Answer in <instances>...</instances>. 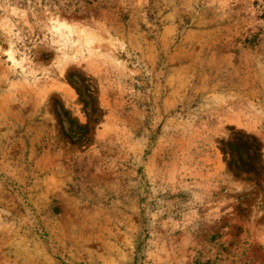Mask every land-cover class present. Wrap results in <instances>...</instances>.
I'll use <instances>...</instances> for the list:
<instances>
[{
  "label": "rangeland",
  "instance_id": "obj_1",
  "mask_svg": "<svg viewBox=\"0 0 264 264\" xmlns=\"http://www.w3.org/2000/svg\"><path fill=\"white\" fill-rule=\"evenodd\" d=\"M263 171L264 0H0V264H264Z\"/></svg>",
  "mask_w": 264,
  "mask_h": 264
},
{
  "label": "trees",
  "instance_id": "obj_2",
  "mask_svg": "<svg viewBox=\"0 0 264 264\" xmlns=\"http://www.w3.org/2000/svg\"><path fill=\"white\" fill-rule=\"evenodd\" d=\"M74 128L78 131L86 130V126ZM75 133H77V131H75ZM225 147L228 151L227 166L230 170L235 171L236 174L250 173L253 175H261L263 168H260V164L263 161L260 143L254 136H247L245 134L242 136L238 135L233 141L227 142Z\"/></svg>",
  "mask_w": 264,
  "mask_h": 264
}]
</instances>
